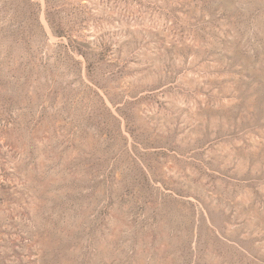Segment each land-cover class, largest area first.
<instances>
[{
    "label": "rangeland",
    "instance_id": "obj_1",
    "mask_svg": "<svg viewBox=\"0 0 264 264\" xmlns=\"http://www.w3.org/2000/svg\"><path fill=\"white\" fill-rule=\"evenodd\" d=\"M0 264H264V0H0Z\"/></svg>",
    "mask_w": 264,
    "mask_h": 264
}]
</instances>
